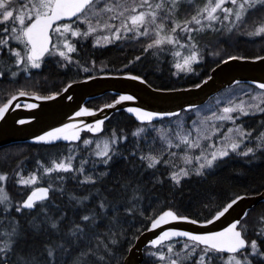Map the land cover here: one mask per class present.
Instances as JSON below:
<instances>
[{"label": "snow or ice", "instance_id": "obj_1", "mask_svg": "<svg viewBox=\"0 0 264 264\" xmlns=\"http://www.w3.org/2000/svg\"><path fill=\"white\" fill-rule=\"evenodd\" d=\"M200 34H214L217 42L232 34L264 39V0H0V80L15 83L20 75L27 74L30 81L0 105V118L10 111L17 97L52 100L71 87L67 84L48 95L30 90L46 83V77L42 82L32 81L31 76V70L41 69L46 58L54 59L60 69L74 66L77 73L86 74V80L94 79L88 75V62L76 58L84 41L91 40L95 49L144 40L140 55L128 64L141 61L146 54L157 58L170 54L173 67L187 73L212 47L211 42L204 46L199 43ZM209 54L219 57L221 52ZM244 59L247 57L227 55L220 63ZM253 59L264 61L262 56ZM90 63L94 68L95 60ZM124 75L152 88L142 75ZM211 79L207 76L190 87L199 89ZM133 99V95H120L104 107L114 108L120 101ZM24 107L37 105L28 103ZM205 111L208 114L202 115ZM127 112L140 122L131 132L135 144L130 152H122L119 147L129 140L123 129H113L103 139L93 140L82 137L81 131L103 135L104 120L97 119L93 124L78 121L32 137L49 146L59 141H82V146L70 147L68 155H54L47 162L37 160L36 169L27 176L20 167L12 173L0 171V264H126L118 253L130 231L125 228L130 217L149 221L150 225L142 226L148 232L170 221L210 225L250 195L264 200V170L250 175L253 169L264 166V82L232 81L215 111L188 103L178 111L129 107ZM181 112H195L197 119L190 125L181 119L167 128H157L153 123L156 117H179ZM93 114L91 109L80 107L75 116ZM257 116L261 119L256 120ZM26 122L16 121L21 125ZM151 133L155 135L149 139ZM81 155L77 167L74 161ZM237 160L242 161L240 169L232 168L227 177L211 183L218 184L221 179L249 183L243 186L242 194H227L222 203H214L217 196L209 190L208 202L202 207L214 211L211 219L201 221L180 215L168 206L171 201L145 214L142 201L157 186L167 182L174 200L186 179L208 180ZM119 161L124 162L125 169L113 175V165ZM96 165H103V170H97ZM161 166L164 172L159 171ZM145 175H149L147 181ZM10 180L25 190L19 201H13L9 194ZM69 180L78 187L101 188L95 197L91 193L78 196L75 190L67 189ZM58 198L62 203L56 202ZM90 198L96 203L88 208L84 202H90ZM250 211H242L216 231L175 227L159 231L147 241L146 264H264V207L252 224L248 222Z\"/></svg>", "mask_w": 264, "mask_h": 264}, {"label": "trees", "instance_id": "obj_2", "mask_svg": "<svg viewBox=\"0 0 264 264\" xmlns=\"http://www.w3.org/2000/svg\"><path fill=\"white\" fill-rule=\"evenodd\" d=\"M201 36L203 39H205L203 41L206 43H212V52L219 50L221 55L219 57L210 55L206 61L204 60L197 66L198 75L196 77L188 76L181 81L170 78L163 64L161 65L160 63L150 62L148 60V54H146L141 61H134L132 64H128V61L133 59V55L138 54L132 53L130 48H127L128 50L122 49L123 45L120 46L119 44L115 47L107 46L94 49L87 41H85L86 43L83 42L79 55L76 58L80 59L82 62H88V75L93 76L107 73L123 74L128 72L144 76L149 81V83L152 84V87L159 89L185 87L197 83L203 78L207 77L209 71L215 65L220 63V60L226 59L227 55L244 56L247 58H254L256 56L264 55V41H262V44H258L257 39H240L236 34H234L226 41L217 43V41L213 39L215 37L214 34H202ZM50 59H45L41 69L31 70L32 81L40 79L43 82V78L45 77L47 78V81L42 88L30 90L37 91L40 95H48L52 92L60 91L67 83L71 81H77L85 78L86 74L77 73L74 66L70 69H60L56 66L55 60L52 58ZM91 60H95L94 68L91 66ZM123 65H127V68L125 69ZM194 69H196V67H194ZM29 83L30 81L27 79V74L20 75L17 82L15 83H11L7 79L0 80V105L4 104L13 94H15L17 88ZM213 97L209 98L205 104H207ZM115 98L116 96L110 93H104L99 97L87 100L84 105L87 108L96 110L100 106L109 104ZM186 114L188 113L181 112L180 116L185 117ZM259 119H261V117L257 116L256 120ZM165 121H168V119H162L153 123L159 124ZM251 123L254 124L255 122L252 121ZM139 125L140 123L136 122L131 115L127 114L123 110H118L112 113L108 119L104 121L103 135L99 133L92 134L90 132H82L81 136L85 138H93V140L103 139L104 137L108 136L113 129H123L124 132L128 134L129 140L126 143L122 142L119 147L122 152H130L135 144V138L131 137V132L134 131V129ZM152 135H155V133H151L149 139H151ZM77 145L82 146V141L73 143H55L52 146L36 143H15L0 147V171H8L9 173H12L18 167H20L23 169L24 175L26 176L28 173L36 169L37 160H43L47 162L54 155H68L69 148L76 147ZM92 147H95L94 144ZM156 148L159 150L158 143ZM82 158L83 156L81 155L74 161L77 167L79 166V159ZM241 166L242 161L237 160L236 162L230 164L229 168L218 171L215 176L209 177L208 180H199L197 178L186 179L184 181L183 188L180 190V192L176 193L174 200L170 195V188L167 182L163 185V187L157 186L148 194L149 198L142 201V206L146 210L145 214L150 215L152 214L154 207H161L164 205L165 201H171V204L168 206L174 207L180 215H187L193 219H198L201 221L205 218L209 219L211 218V215L214 214V211L210 209H204L202 207L204 203L208 202L209 190H211L217 196V199L214 201V203H222L225 202L227 194L232 192L242 194L243 186L248 184L249 180L233 179L232 181H229L228 179H221L220 183L215 185H213L211 182L217 178L227 177L230 169H240ZM103 167V165H96L97 170H103ZM89 168H91V163L89 164ZM124 169V162L119 161L113 165L112 173L113 175H117ZM262 170H264V166L255 168L252 170L250 175H256ZM159 171L164 172V167L161 166ZM148 179L149 175H145L144 180L147 181ZM149 187H151V185H149ZM100 188V185H97L95 189H92L87 186L78 187L76 182L71 180L67 182V189L70 191L75 190L76 195L78 196L89 195V193H91V196L95 197L97 190ZM8 191L13 201L21 200L25 194V190L22 189L21 186L14 185L11 180L8 183ZM56 202L62 203L61 199L59 198L56 200ZM63 203H66V197L64 198ZM84 203L88 208H91L92 205L96 203V200L90 198V202L85 201ZM149 204H151L152 207H149ZM262 207H264V202H260L250 209L251 211L249 212L248 217L249 224L254 222L255 217L258 215ZM33 215H35V213H33ZM69 215L71 216V213H69ZM148 224L149 221L144 220L139 216L129 218L128 222L125 224V228L130 229V231L127 233V238L123 243V247L118 253L121 259H124L129 249V243L132 245L135 237H137L139 233L144 230L142 226ZM137 229H140L139 233L136 231ZM148 259L149 258L146 256L145 247L143 249L142 264H146Z\"/></svg>", "mask_w": 264, "mask_h": 264}, {"label": "water", "instance_id": "obj_3", "mask_svg": "<svg viewBox=\"0 0 264 264\" xmlns=\"http://www.w3.org/2000/svg\"><path fill=\"white\" fill-rule=\"evenodd\" d=\"M208 76H211L212 79L202 84L199 89L187 86L176 88L179 91L175 92H161L156 91L158 88H149L140 81L127 78L124 73L99 74L94 75L92 80L83 78L77 80L76 83H72L73 81L69 82L68 84H71V87L52 100H37L31 95L17 97L13 104L10 105V111L6 112L3 118H0V147L15 143H37L33 141L32 137L40 135L44 131H49L65 123L83 121L87 124H93L97 119L105 121L112 113L118 110L125 111L137 121L134 114L127 112L129 107H140L148 111H178L188 103L200 106L220 90L231 86L234 80H239L241 83L246 84H250L253 80L264 82V61L247 58L228 61L225 64L218 63L210 70ZM197 83H200V81ZM185 89L187 90L185 91ZM104 93L115 95V100H118L120 95H133L135 99L120 101L114 108L101 106L97 110L91 109L94 113L93 115L75 116L80 107H85L84 104L87 100L99 97ZM68 97H72V99H68ZM28 103L36 104L37 107L31 109L24 107ZM111 103L113 101L109 104ZM16 104H19L20 107L17 108ZM21 119L27 122L22 125L17 124L16 121ZM160 119L162 118L156 117L154 121ZM84 131L87 130H82L81 132ZM59 142L70 143L68 141ZM260 202H264V200L250 195L249 198L238 202L224 217L210 225L201 223L193 225L185 221H170L169 224L162 225L160 229L151 232L143 230L137 236L139 238H135L123 260L126 261V264H142L143 249L147 246V241L154 238L155 235L159 234V231L167 227L195 232L216 231L226 227L238 215H242V211L250 210Z\"/></svg>", "mask_w": 264, "mask_h": 264}, {"label": "rangeland", "instance_id": "obj_4", "mask_svg": "<svg viewBox=\"0 0 264 264\" xmlns=\"http://www.w3.org/2000/svg\"><path fill=\"white\" fill-rule=\"evenodd\" d=\"M241 31H243V30H241ZM201 35L202 34H200V35L197 36V39L199 40V43L202 46L208 45L209 43L208 42L206 43L205 41H203L205 39H203ZM233 35L234 34H232L230 36L226 35L225 37L221 38L219 40V42L226 41L228 38H230ZM236 35L240 39H245V38L257 39L258 40V44H262L263 43L262 41H264V39H262L260 37H248V36H245V35H242V34H236ZM213 39L217 41V37L216 36ZM87 42L90 44V46H92V41L91 40H87ZM142 43H146V41L142 40V41H140V43H136V42H130V43H127V44L120 43L119 45L120 46L123 45L122 46V49L128 50L127 48H130L131 51H132V53H137L138 55H140V52H141V44ZM82 45H83V42H82ZM109 46H111V45H109ZM105 47H107V46H105ZM212 49H213V47H210L206 52H204L203 53L204 59L202 61H199L197 63H194L193 64V71L192 72H187V73L186 72H178L173 67L174 61H173L172 57L170 56V54H165V55H162V56H160L158 58L157 57H154V56L148 55V60L150 62L161 63V65L163 63L164 68L167 70L170 78L177 79V80H180L181 81V80L187 78L188 76L196 77L198 75V73H197V71H198L197 66L200 63H202L204 60L206 61V59L210 56L209 53L212 52ZM135 56H137V55L134 54L133 57H135ZM194 67H196V69H194ZM174 72L176 73V75H172V73H174ZM228 88L229 87H227L226 89H228ZM226 89L222 90L220 93H218L216 96H214L207 104H204V105H202L200 107H202V108L203 107H207V108H210L212 111H215L216 110V103L221 98V96L226 92ZM207 114H208L207 111H205V112L202 113V115H207ZM181 119L186 120L187 121V124L190 125L193 120L197 119V116H196L195 112H192V113L186 114L185 117L179 116L177 118H170V119H168V121H165V122H162V123H159V124H155V126L157 128H159V127H165V128H167V127H169V124L170 123H172L174 125L176 121L181 120ZM91 139H93V138H91ZM94 146H95V144H94ZM173 151H176V149H173Z\"/></svg>", "mask_w": 264, "mask_h": 264}, {"label": "flooded vegetation", "instance_id": "obj_5", "mask_svg": "<svg viewBox=\"0 0 264 264\" xmlns=\"http://www.w3.org/2000/svg\"><path fill=\"white\" fill-rule=\"evenodd\" d=\"M161 64V63H160ZM163 64V63H162Z\"/></svg>", "mask_w": 264, "mask_h": 264}]
</instances>
